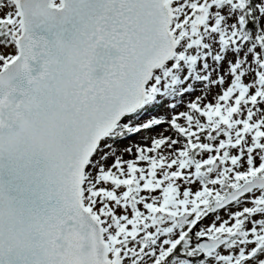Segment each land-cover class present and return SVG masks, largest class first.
I'll list each match as a JSON object with an SVG mask.
<instances>
[{
    "label": "snow or ice",
    "instance_id": "1",
    "mask_svg": "<svg viewBox=\"0 0 264 264\" xmlns=\"http://www.w3.org/2000/svg\"><path fill=\"white\" fill-rule=\"evenodd\" d=\"M0 264H264V0H0Z\"/></svg>",
    "mask_w": 264,
    "mask_h": 264
}]
</instances>
